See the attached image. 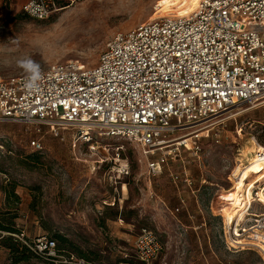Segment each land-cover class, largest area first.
Returning <instances> with one entry per match:
<instances>
[{
    "label": "built area",
    "instance_id": "built-area-1",
    "mask_svg": "<svg viewBox=\"0 0 264 264\" xmlns=\"http://www.w3.org/2000/svg\"><path fill=\"white\" fill-rule=\"evenodd\" d=\"M74 1L22 0L20 10L46 20ZM41 73L34 90L25 88L26 73L0 76V122L32 125L62 141L69 135L73 142L106 137L136 143L149 174L157 177L172 157H182L181 149L199 155L201 141L229 109L264 100V0H199L189 14L172 13L115 33L94 66L67 61ZM30 144L43 149L39 138ZM257 155L264 156V146ZM169 176L194 196L205 182L197 186L185 167ZM229 180L231 187L238 181L234 170ZM254 184L248 196L237 193L232 219L215 214L229 251L251 249L264 260V180ZM23 236L15 235L36 256L31 264H154L163 251L150 229L135 237L133 260L113 263L68 254L46 235Z\"/></svg>",
    "mask_w": 264,
    "mask_h": 264
},
{
    "label": "rangeland",
    "instance_id": "rangeland-1",
    "mask_svg": "<svg viewBox=\"0 0 264 264\" xmlns=\"http://www.w3.org/2000/svg\"><path fill=\"white\" fill-rule=\"evenodd\" d=\"M21 2L0 0L2 77L25 73L17 62L27 58L41 68L67 61L94 66L115 33L166 13L180 0L167 4L161 0H75L46 20L23 14ZM42 131L19 122H0V213L16 214L12 221L24 239L61 235L93 261L113 263L133 260L135 237L142 229H150L161 242L171 234L169 264H264L254 250L235 252L225 247L219 216L210 217L216 234L212 248L203 246L196 253L182 245L181 230L175 228L180 213L169 176L185 167L197 186L205 181L202 202L217 213L216 197L231 187L229 177L241 148L249 138L264 146V100L229 109L201 141L199 155L183 154L181 149L182 157H172L157 177L149 174L148 159L136 143L106 137L73 142L69 135L62 141ZM35 138L41 140L42 150L31 146ZM11 186H15L18 203L4 192ZM160 257L154 264H159ZM8 263L9 252L0 244V264Z\"/></svg>",
    "mask_w": 264,
    "mask_h": 264
},
{
    "label": "crops",
    "instance_id": "crops-1",
    "mask_svg": "<svg viewBox=\"0 0 264 264\" xmlns=\"http://www.w3.org/2000/svg\"><path fill=\"white\" fill-rule=\"evenodd\" d=\"M174 189L177 198L175 209L180 213V217L176 219L175 222V228L178 227L181 230L179 231L180 235L178 240L180 239L182 245L194 248L196 253H199V250H201L203 246L206 247L208 245L212 248V244H214L216 240V234L214 228L210 224V217L217 216L212 206H208L202 202L200 192L194 196L185 186L179 188L174 186ZM181 200H184L185 204H182ZM207 209L211 212V215L208 213ZM172 241L173 238H171V234H167L165 241L162 242L163 251L161 254L162 256L160 255L159 264L170 263L168 256L169 249L172 247Z\"/></svg>",
    "mask_w": 264,
    "mask_h": 264
},
{
    "label": "bare ground",
    "instance_id": "bare-ground-1",
    "mask_svg": "<svg viewBox=\"0 0 264 264\" xmlns=\"http://www.w3.org/2000/svg\"><path fill=\"white\" fill-rule=\"evenodd\" d=\"M199 0H180V2L172 4L171 8L166 13L156 16L153 19L167 16L172 13L186 15L193 12L197 8ZM151 19V20H153ZM253 137V136H252ZM261 145H258L252 138H249L237 157V165L234 171L238 174V181H234L232 187L225 189L219 196L216 197L214 209L223 216L232 219L237 213L236 196L238 192H242L243 196H248L251 189L255 186V182L264 180V156H258L257 151ZM245 166L243 167L242 165ZM256 174L251 178L248 184L245 180L249 174ZM262 189V188H261ZM260 197L264 200V189L260 191Z\"/></svg>",
    "mask_w": 264,
    "mask_h": 264
},
{
    "label": "trees",
    "instance_id": "trees-1",
    "mask_svg": "<svg viewBox=\"0 0 264 264\" xmlns=\"http://www.w3.org/2000/svg\"><path fill=\"white\" fill-rule=\"evenodd\" d=\"M7 199L14 197L15 203L19 202V197L15 191V186H11L9 190H4ZM16 214L8 217L7 214L0 213V244L9 252L8 264H31L36 260V256L18 239L15 235H20L21 230L17 229L12 221ZM2 233H5L2 235ZM56 240L60 249H64L68 254H75L80 258L93 261L91 257L82 250L75 248L68 239L61 235H54L52 237ZM65 247H69L67 249ZM121 262V261H119Z\"/></svg>",
    "mask_w": 264,
    "mask_h": 264
},
{
    "label": "clouds",
    "instance_id": "clouds-1",
    "mask_svg": "<svg viewBox=\"0 0 264 264\" xmlns=\"http://www.w3.org/2000/svg\"><path fill=\"white\" fill-rule=\"evenodd\" d=\"M17 63L18 66L27 74L25 88L28 90H34L37 88L38 82L42 79L40 65L31 58L21 59Z\"/></svg>",
    "mask_w": 264,
    "mask_h": 264
},
{
    "label": "snow or ice",
    "instance_id": "snow-or-ice-1",
    "mask_svg": "<svg viewBox=\"0 0 264 264\" xmlns=\"http://www.w3.org/2000/svg\"><path fill=\"white\" fill-rule=\"evenodd\" d=\"M170 2V0H161V3L162 4H167V3H169Z\"/></svg>",
    "mask_w": 264,
    "mask_h": 264
}]
</instances>
